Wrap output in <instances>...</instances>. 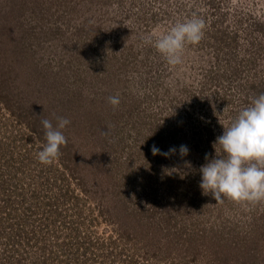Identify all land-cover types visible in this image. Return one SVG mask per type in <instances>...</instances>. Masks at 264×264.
<instances>
[{
  "label": "rangeland",
  "instance_id": "rangeland-1",
  "mask_svg": "<svg viewBox=\"0 0 264 264\" xmlns=\"http://www.w3.org/2000/svg\"><path fill=\"white\" fill-rule=\"evenodd\" d=\"M193 17L204 34L181 64L144 42ZM255 93L264 0H0V264H264V202L199 188ZM60 117L46 166L41 121Z\"/></svg>",
  "mask_w": 264,
  "mask_h": 264
},
{
  "label": "clouds",
  "instance_id": "clouds-1",
  "mask_svg": "<svg viewBox=\"0 0 264 264\" xmlns=\"http://www.w3.org/2000/svg\"><path fill=\"white\" fill-rule=\"evenodd\" d=\"M204 27L202 19L193 17L176 23L155 41L148 37L144 42L152 45L169 66H176L182 63L185 46L200 42ZM108 102L113 108L117 107L120 103L119 96H110ZM41 123L45 143L42 150L37 152V159L47 166L58 161L61 146L67 145L63 129L70 121L60 117L55 125L48 119ZM101 134L107 136L108 132ZM213 148L214 158L209 159L206 155V163L199 168V188L202 194L211 195L215 204H222L227 200L235 204L255 206L264 202V93L254 97L227 127H223V134L216 138ZM176 151L177 149L170 148L168 152L161 153L155 145L151 148L153 156L163 155L165 158ZM188 152L187 146H180L181 158L187 156ZM184 167L191 168L190 162L185 161ZM165 171L172 174L179 173L180 169L174 167Z\"/></svg>",
  "mask_w": 264,
  "mask_h": 264
},
{
  "label": "trees",
  "instance_id": "trees-1",
  "mask_svg": "<svg viewBox=\"0 0 264 264\" xmlns=\"http://www.w3.org/2000/svg\"><path fill=\"white\" fill-rule=\"evenodd\" d=\"M255 95L256 96H258L257 95V93H255ZM252 100V99H251ZM31 240V239H30ZM30 240H28L27 239V244H30L31 243V241ZM67 255V253L64 251V250H62V249H57L56 250V252L52 255L53 256V259L54 258H61L62 260L63 259H65V256ZM53 259L51 258V261H53ZM68 263V262H67ZM67 263H65V264H67ZM58 264H63L62 262H59Z\"/></svg>",
  "mask_w": 264,
  "mask_h": 264
}]
</instances>
